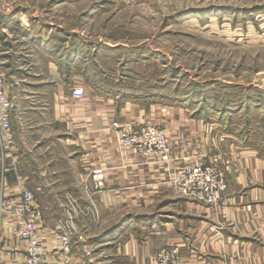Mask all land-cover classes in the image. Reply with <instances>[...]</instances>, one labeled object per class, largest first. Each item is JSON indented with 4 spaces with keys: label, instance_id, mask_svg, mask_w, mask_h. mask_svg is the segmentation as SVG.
Segmentation results:
<instances>
[{
    "label": "rangeland",
    "instance_id": "374dc122",
    "mask_svg": "<svg viewBox=\"0 0 264 264\" xmlns=\"http://www.w3.org/2000/svg\"><path fill=\"white\" fill-rule=\"evenodd\" d=\"M0 3L13 4L34 26L33 34L14 42L15 51L19 52L16 66L21 65V69L15 70L10 63L4 65L5 71L14 77L15 105L19 108L26 106L33 110L30 101L35 96L51 99V89H42L45 84L55 88L54 82H61L65 95L71 98L73 86L80 83L87 85L90 96L110 98L118 108L131 107L135 113L136 104H140L145 124L158 123L165 113L171 118L199 119L200 126L186 133L185 140L178 143L171 137V162L182 158L175 152L177 146L186 149L191 144L192 164L214 163L213 166L220 167L228 182L226 192L234 181L233 175L238 177V161L234 164L233 161L242 159L243 151L256 150L264 160V0H0ZM26 65L30 69L25 70ZM36 82H40L38 88ZM87 95L85 92V98ZM17 115L13 118L16 132L20 127ZM173 132L180 134L178 129ZM15 140L22 150L23 138L20 144L18 137ZM40 141L46 146L52 138L43 137ZM54 147L56 153H61L60 145ZM71 147L70 144L68 151L62 147L65 155L70 151L66 161L73 165L69 163L65 170H57L67 174L59 183L41 185L40 176L35 181V187L40 188L35 197L42 208L43 205L51 208L52 223L64 217L60 206L62 196H66L63 188L75 186L69 184L68 175L76 172L79 153ZM36 155L31 163L24 160L28 175L32 162L39 160L44 164L52 160L48 152ZM79 189L80 196H99V208L82 199L87 206L75 208L76 212L88 213L79 217L88 226V232L80 238L74 228L72 250L76 257L85 258L87 264H129L116 252L117 244L127 236L124 232L138 236L140 227L159 217L158 212L171 210L170 203L160 197L144 206L118 205L110 213L105 206L114 196L107 187L91 190L86 184ZM226 192L219 204L209 207L186 199L215 208L225 203ZM96 210L102 216L98 224L91 215ZM140 212L144 215H139ZM71 221L75 227V218L69 215L62 220L61 228ZM151 229L153 232L158 227Z\"/></svg>",
    "mask_w": 264,
    "mask_h": 264
},
{
    "label": "crops",
    "instance_id": "0c3cea01",
    "mask_svg": "<svg viewBox=\"0 0 264 264\" xmlns=\"http://www.w3.org/2000/svg\"><path fill=\"white\" fill-rule=\"evenodd\" d=\"M11 5L13 4L0 3V47L3 51V67L5 63H10L14 69L16 68L15 70H19L22 66H16L18 59L16 54L19 52L15 51L14 42H18L19 37L23 35L33 34L34 26L23 11ZM30 67L26 65L24 69L28 70ZM54 77L57 78L56 81H59L60 78ZM10 78L13 83L11 91L12 122L17 113L19 115H17L18 123H20V127L17 132L14 130V134L15 138L18 137L19 144L23 138L21 142L24 145L21 150L16 143L20 159V177L25 186L35 196H38L36 191L40 188L35 187L37 176H40L41 185L53 186L67 175L64 173L65 171L59 173L57 170H65V165H69V163L73 165L72 162L66 161L69 159L70 151L65 155L62 147L68 151V146L71 144L74 147L71 149L79 153L77 170L74 175H68L70 177L69 184L75 186L73 189L70 186L63 188L66 196H62L61 201L63 199L64 201L60 206L62 208L61 216L64 217H60L59 222L52 223L49 219L54 217L50 215L51 208L43 205L45 226L59 229L62 227V220L70 215L75 218L74 228H76V232L80 233V238L88 232V226L83 224L79 218L88 213L85 210L76 212L75 208L80 210L83 206H87V203L90 204V201L99 208V196H80L82 190L79 188L86 184L90 189L94 188L93 182L90 180V172L95 168L103 167L106 168L108 192L114 196L113 200L112 198L110 201L105 200L108 212L116 210L118 205H126L131 208L144 206V204L160 197V200L166 199L170 203L168 206H171V210L157 211L159 217L157 216L150 224L140 227L138 236L124 232V235L127 236L117 244L116 252L129 264H158L154 260V255L171 244L179 247L183 264H264V160L258 157L256 150L243 151L241 155L243 158L233 161V164L238 161L236 163L238 177L233 175L235 183L231 185L233 181L229 185V190L225 194V203L219 207L206 208L183 198L170 182L171 174L173 176L179 167L192 164V155L189 156L191 144L186 149L177 146L175 152L182 158L179 162L168 164L156 160H145L134 152L121 150L118 134L112 129V123L120 121L122 124H145L146 118L140 111V104H136L138 108L135 113L133 109L130 110L131 107L124 106L122 108L120 106L118 108V104L114 100L90 96L87 85L77 83L73 89L79 86L84 87L85 92L89 95L79 101L65 95L61 82H54L55 88L50 84L42 86V89H51L53 95L51 99L41 100V97L38 99L35 96L30 101L34 107L33 110L27 109L26 106L19 108L18 104L15 105V80L12 75ZM39 83L36 82V88L39 87ZM34 85L32 84V86ZM43 104H46L47 107H42ZM173 118L170 114L165 113L160 119L158 118V123L163 124L170 137L175 138L178 143L185 140L186 133L190 134L194 127L201 124V121L195 118L183 119L181 116ZM56 123H60L63 128ZM177 129L180 134L174 135L173 131ZM43 137H51L52 142L46 146L42 145L43 141L40 140ZM55 141L60 144H56ZM54 144L60 145L61 153H56ZM24 149L26 150L24 151ZM46 152L50 153L52 160L44 164L39 160L32 162V166L28 165V175L26 166L24 167V160L27 159L31 163V160H35L37 157V153ZM24 153L27 154L26 157L23 155ZM58 157L61 161H58ZM8 178L12 182L15 179L12 173L8 174ZM32 178L33 180H31ZM11 186L13 187V183ZM81 199L87 203H82ZM140 213L142 214L139 215H144V212ZM91 215H93L94 223L101 222L102 216L98 210ZM155 226L158 227V230L150 231ZM115 234L119 235V231ZM10 242L9 249L0 252V262L11 256L14 242ZM44 263L87 264L86 259L76 257L73 250L60 255L48 254Z\"/></svg>",
    "mask_w": 264,
    "mask_h": 264
},
{
    "label": "built area",
    "instance_id": "2783aa9c",
    "mask_svg": "<svg viewBox=\"0 0 264 264\" xmlns=\"http://www.w3.org/2000/svg\"><path fill=\"white\" fill-rule=\"evenodd\" d=\"M2 55L0 48V252L9 249L10 241L14 243L11 256L0 264H45L48 254L71 252L74 226L72 221L59 229L45 226L42 207L20 177V159L12 122L13 83L3 67ZM72 98L84 100V87H76ZM112 129L118 134L122 151L134 152L145 160L163 164L172 161L171 137L163 124L131 125L114 121ZM213 165L198 162L182 166L170 179L171 185L191 201L203 202L207 207L217 205L228 189V182L221 168ZM9 173L15 178L13 182L8 178ZM90 180L95 189L106 188V168L92 170ZM155 260L158 264H183L177 245H167Z\"/></svg>",
    "mask_w": 264,
    "mask_h": 264
}]
</instances>
